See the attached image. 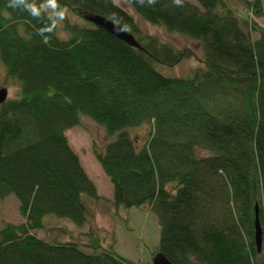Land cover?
<instances>
[{
	"label": "trees",
	"instance_id": "16d2710c",
	"mask_svg": "<svg viewBox=\"0 0 264 264\" xmlns=\"http://www.w3.org/2000/svg\"><path fill=\"white\" fill-rule=\"evenodd\" d=\"M125 1L144 20L198 40L203 65L187 76L158 71L190 51L142 33L115 0H58L87 23L65 17L43 35L46 17L0 0L4 83L18 85L0 103V199L15 196L23 218L2 224L0 264H137L102 243L93 225L99 202L125 223L124 208L154 212L159 242L145 264L156 252L172 264H264V27L224 0ZM241 1L263 16L261 0ZM84 117L108 137L92 144L108 198L64 134ZM143 124L150 129L136 147L129 130ZM51 219L83 228L85 240L63 239L57 228L39 236Z\"/></svg>",
	"mask_w": 264,
	"mask_h": 264
},
{
	"label": "rangeland",
	"instance_id": "374dc122",
	"mask_svg": "<svg viewBox=\"0 0 264 264\" xmlns=\"http://www.w3.org/2000/svg\"><path fill=\"white\" fill-rule=\"evenodd\" d=\"M196 4L195 0H188ZM226 4L234 8L235 13L240 18L253 19L258 26L264 27V0H261L263 8V16L258 17L254 14H249L248 9L244 6L241 0H224ZM115 2L127 11H129L135 18L136 25L141 29L142 33L146 32L151 35L157 36L161 41L171 43L177 48L185 51H190V55L181 58L173 65L157 63L156 69L163 73L165 76H187L192 71L202 66L203 64V52L202 46L198 40L189 38L186 35L176 32H169L163 26L158 24H152L133 11V9L126 4L125 0H115ZM249 16V17H248ZM65 17L71 22H79L81 24L87 23L83 17L79 18L75 14L66 10ZM58 30L61 29V22L57 25ZM60 36H64L62 31H59ZM257 33L253 34L256 37ZM65 37V36H64ZM1 62V61H0ZM5 71L2 63H0V88L5 87L9 98L17 96L18 85L13 80H9L6 85L4 83ZM150 126L143 124L137 128H131L129 130L131 137L133 138L136 147L143 143L146 138V134L149 131ZM73 148L78 154L81 165H83L87 175L92 179L97 188V193L108 198L111 197L112 185L101 169L100 165L95 159L92 151V144L95 142L102 145L108 139L105 130L93 122L89 118H82V124L70 128L64 133ZM96 216L93 221L95 229L101 236V241L105 245L108 242L113 241L115 250L137 264H145L150 259V253L155 249L159 242V223L154 212L149 208H124L123 216L127 217V223L118 217L110 216L111 209L105 204L99 202L96 205ZM23 221L22 216L19 213V203L15 196L10 195L6 198L0 199V228L4 222L19 223ZM47 231H38L37 234L41 237H47L49 235L56 234L54 228H57L61 232V238L63 239H82L85 240V236L80 229L72 225L67 220L51 219L50 225Z\"/></svg>",
	"mask_w": 264,
	"mask_h": 264
},
{
	"label": "clouds",
	"instance_id": "9594fccd",
	"mask_svg": "<svg viewBox=\"0 0 264 264\" xmlns=\"http://www.w3.org/2000/svg\"><path fill=\"white\" fill-rule=\"evenodd\" d=\"M155 0H150V3H154ZM174 3L179 5L181 0H174ZM9 7H22L24 10L28 11L34 18L46 17L49 23L45 24L44 27L40 29V35L45 32L52 33L57 27L58 23L65 19L66 8L62 7L58 0H9ZM47 43V38L44 41Z\"/></svg>",
	"mask_w": 264,
	"mask_h": 264
},
{
	"label": "water",
	"instance_id": "95a60500",
	"mask_svg": "<svg viewBox=\"0 0 264 264\" xmlns=\"http://www.w3.org/2000/svg\"><path fill=\"white\" fill-rule=\"evenodd\" d=\"M89 21L95 23L98 26H101L105 29H107L109 32L114 34L117 37L126 39L129 43L132 45L135 44V40L133 38V35H130L126 31L121 30L119 27L115 26L114 23L109 21L108 19L101 17V16H89ZM8 93L7 89L5 87L0 88V103L4 102L7 99ZM255 222V242L257 244L258 250H260L261 247V227L259 224V221L256 217ZM151 264H172L162 252H156L154 256L152 257Z\"/></svg>",
	"mask_w": 264,
	"mask_h": 264
}]
</instances>
